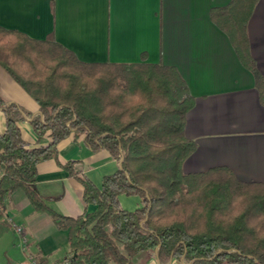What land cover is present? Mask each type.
<instances>
[{
	"label": "trees",
	"instance_id": "trees-1",
	"mask_svg": "<svg viewBox=\"0 0 264 264\" xmlns=\"http://www.w3.org/2000/svg\"><path fill=\"white\" fill-rule=\"evenodd\" d=\"M257 0H230L210 9L209 19L228 39L252 76L264 104V80L250 57L246 25ZM0 69L36 104L28 121L37 138L28 145L19 123L27 116L0 97V203L15 190L66 232L67 264H131L139 253L158 264H264V184L242 183L225 168L184 174L195 145L183 135L193 98L171 67L146 62L83 63L52 35L32 39L0 27ZM71 136L117 163L95 188L78 168L62 162L56 145ZM47 143L37 145L42 138ZM52 159L81 186L84 205L75 218L47 208L33 190L35 167ZM136 196L133 211L117 197Z\"/></svg>",
	"mask_w": 264,
	"mask_h": 264
},
{
	"label": "crops",
	"instance_id": "crops-1",
	"mask_svg": "<svg viewBox=\"0 0 264 264\" xmlns=\"http://www.w3.org/2000/svg\"><path fill=\"white\" fill-rule=\"evenodd\" d=\"M230 0H0V27L32 39L52 35L54 41L83 63H137L173 68L193 98L185 114L183 135L195 148L181 166L184 174L227 169L242 183L264 184V104L251 74L238 62L226 36L209 19L210 9ZM248 50L264 80V0H257L246 25ZM0 97L28 116L36 104L0 69ZM21 138L35 145L27 120L19 123ZM4 128L0 112V133ZM47 143L42 137L37 145ZM62 162L78 161L81 174L97 189L119 163L104 150L91 152L71 136L56 145ZM33 190L44 205L62 217L91 213L81 186L52 159L35 167ZM125 211L138 208L139 199L117 197ZM10 221L11 223H8ZM14 228L21 230L24 245ZM0 264H65L66 232L35 210L20 190L0 203ZM131 264H158L139 253ZM167 264H188L173 259Z\"/></svg>",
	"mask_w": 264,
	"mask_h": 264
},
{
	"label": "built area",
	"instance_id": "built-area-1",
	"mask_svg": "<svg viewBox=\"0 0 264 264\" xmlns=\"http://www.w3.org/2000/svg\"><path fill=\"white\" fill-rule=\"evenodd\" d=\"M31 117H33V116H31ZM31 117L25 116V117H24V120L29 121V119H30ZM8 223H11V222L8 221ZM14 230H15V233L19 236V244H20L21 246H23V245H24V240H23V238H22V236H21V230H20L19 228H14ZM63 262H64L65 264H67L66 261H63Z\"/></svg>",
	"mask_w": 264,
	"mask_h": 264
},
{
	"label": "rangeland",
	"instance_id": "rangeland-1",
	"mask_svg": "<svg viewBox=\"0 0 264 264\" xmlns=\"http://www.w3.org/2000/svg\"><path fill=\"white\" fill-rule=\"evenodd\" d=\"M124 196V195H123ZM125 197H135V198H137V199H139L138 197H136V196H125ZM139 203H140V200H139ZM22 247V246H21ZM0 255L2 256V254L0 253Z\"/></svg>",
	"mask_w": 264,
	"mask_h": 264
}]
</instances>
